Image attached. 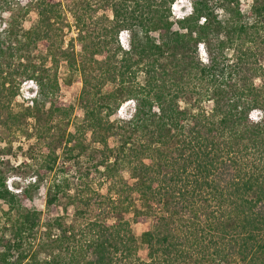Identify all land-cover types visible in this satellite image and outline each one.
Segmentation results:
<instances>
[{
	"label": "trees",
	"instance_id": "trees-1",
	"mask_svg": "<svg viewBox=\"0 0 264 264\" xmlns=\"http://www.w3.org/2000/svg\"><path fill=\"white\" fill-rule=\"evenodd\" d=\"M176 1L0 0V124L24 130L34 119L38 143L70 126L73 106L57 97L65 60L82 77L84 116L57 146L71 159L97 144L107 183L101 191L83 174L72 193L67 177L52 180L59 156L47 141L19 191L0 167V264H264V0L249 11L241 0H190L178 17ZM31 11L37 21L25 28ZM19 77L39 95L15 112ZM125 102L134 108L119 117ZM45 183L47 216L26 203ZM149 218L142 259L132 223Z\"/></svg>",
	"mask_w": 264,
	"mask_h": 264
},
{
	"label": "rangeland",
	"instance_id": "rangeland-1",
	"mask_svg": "<svg viewBox=\"0 0 264 264\" xmlns=\"http://www.w3.org/2000/svg\"><path fill=\"white\" fill-rule=\"evenodd\" d=\"M252 2L253 0H241L242 6L245 11H249ZM189 8H191L190 0H177L172 5L173 14L176 17L182 16L186 12H189ZM21 11L22 10H20V8L17 6L14 8V13L16 14ZM36 21L37 15L34 11H31L26 16L21 17V25L25 28H28L31 25L35 24ZM70 21L71 24H74L72 16H70ZM69 29L70 28L66 27L64 47H67L66 42H68L69 37H74L77 34V30L74 26H72L70 30ZM125 33H127V31L121 32L119 38L120 42L123 45L127 46L128 34L125 36ZM76 48L79 49V45H77ZM33 49L37 52V54H40L44 58H47L48 53L46 47H44L43 45H40L39 48L33 47ZM202 56L205 57L204 52L202 53ZM45 63L47 67L51 68L52 63L50 57L45 60ZM57 78L60 84V90L57 93L58 99L73 106L70 126L62 123V126H60L61 129L58 127H54V129L50 130V132L47 133V138L41 140L42 142L40 141L38 143V139L34 134V119H28L27 122L21 123L24 130H20L15 126H13V128H9L0 124V167L3 169L7 177L8 188L19 191L22 185H27L31 180L34 181V173L37 168L36 165L41 161L40 159L42 153L46 154L49 151V148H47L43 143V141H47L50 142L51 146L56 149L59 156L58 169L54 177L52 176V180L59 179L62 176L64 178L67 177V179H69L71 182V192L74 193L79 189L78 183H80L81 175H86L88 173V177H84L83 179H86L91 187L102 189L101 191H105L107 189V183L102 181V176L100 175V173L96 172L95 168L97 161L101 157V153L95 150V146L97 147V144H90L83 154H77V151H75L74 155L72 156L73 158L71 159L68 158L69 153L66 152V150L63 148V145L57 146L59 144L56 142V140L58 138H63V133L72 130L74 123L78 120L83 119L84 116V111L80 100V95L83 89L81 75L70 70L66 61L62 59L58 67ZM14 85L16 89L17 87L19 88L17 89V95L12 100L11 107L13 111L18 112L20 110H23L24 107L31 103V100L34 97L39 95V87L35 81H32L30 79L24 80L21 77L15 78ZM109 87L111 86H106L105 90L110 89ZM133 108V102H125L121 105L117 115L119 117H128ZM89 139L90 138L86 140V143H89ZM66 166L69 167V171L67 173H65L63 170ZM123 174L126 177L129 176V173L127 171H124ZM15 182H18L19 185H16ZM46 189L47 183H45L36 192H34L33 198L26 201L29 207L42 211L43 216H47V214L49 213L45 201ZM66 203L67 198L66 196H63L61 198L60 205L61 214H67L68 221H72L74 207L68 206V210H66L64 208ZM6 208L7 207L4 203H0V226L5 222L2 211ZM151 224L152 220L150 218L145 222L132 223L133 231L139 238L138 255L142 259H147L148 248L147 245L141 241L140 237L145 229L151 227ZM7 233V236H9V232ZM64 254L66 255V253ZM41 255L40 257H42Z\"/></svg>",
	"mask_w": 264,
	"mask_h": 264
},
{
	"label": "clouds",
	"instance_id": "clouds-1",
	"mask_svg": "<svg viewBox=\"0 0 264 264\" xmlns=\"http://www.w3.org/2000/svg\"><path fill=\"white\" fill-rule=\"evenodd\" d=\"M189 11H190V8H189ZM179 14V13H178ZM127 35V33H125ZM250 118L254 121H256L258 119V114H257V111H253L251 114H250Z\"/></svg>",
	"mask_w": 264,
	"mask_h": 264
},
{
	"label": "snow or ice",
	"instance_id": "snow-or-ice-1",
	"mask_svg": "<svg viewBox=\"0 0 264 264\" xmlns=\"http://www.w3.org/2000/svg\"><path fill=\"white\" fill-rule=\"evenodd\" d=\"M126 36V34H124Z\"/></svg>",
	"mask_w": 264,
	"mask_h": 264
}]
</instances>
